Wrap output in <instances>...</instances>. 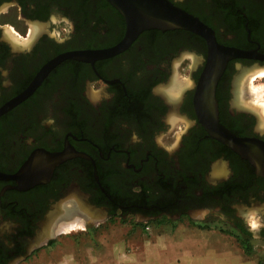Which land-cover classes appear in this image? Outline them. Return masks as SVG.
Listing matches in <instances>:
<instances>
[{
	"label": "flooded vegetation",
	"instance_id": "flooded-vegetation-1",
	"mask_svg": "<svg viewBox=\"0 0 264 264\" xmlns=\"http://www.w3.org/2000/svg\"><path fill=\"white\" fill-rule=\"evenodd\" d=\"M170 1L209 27L219 46L248 53L229 59L216 82L218 118L236 137L264 141L253 130L254 115L238 103L240 73L264 64V0ZM0 13L26 25L21 35L0 24V107L56 56L110 48L127 28L108 0H0ZM54 24L64 32L53 33ZM207 53L205 37L192 30L143 29L112 56L60 60L25 99L0 114V264L26 261L51 242L60 216L81 212L71 203L61 206L62 214L43 227L65 194L82 197L107 218L119 212L158 225L186 218L251 232L235 211L264 205V176L197 118L194 93ZM187 61L186 79L179 78ZM177 126L176 140L165 147ZM49 154L64 158L38 164ZM30 161L40 181L25 187L15 178ZM220 165L226 173L213 175ZM257 231L264 241V226Z\"/></svg>",
	"mask_w": 264,
	"mask_h": 264
},
{
	"label": "rangeland",
	"instance_id": "rangeland-1",
	"mask_svg": "<svg viewBox=\"0 0 264 264\" xmlns=\"http://www.w3.org/2000/svg\"><path fill=\"white\" fill-rule=\"evenodd\" d=\"M6 13H0V24L2 26H8L12 25L18 32L22 34L24 31V23L17 18V15H5ZM4 15V16H3ZM62 24L57 25H51V29H56V31L64 32L62 31ZM54 33V30H53ZM185 55H182L181 58H184ZM190 59L193 58V55L189 56ZM175 64V63H174ZM263 65L257 66L254 64L253 66L246 67L244 71L240 73V71L236 74V79L240 78L238 81V89L241 91V97L238 100V103L246 108L247 111L251 112L254 115L253 123V130L259 134L264 135V110L261 108L260 101L264 97V74L259 75L258 70L263 69ZM188 68V61L183 64V66L180 68V70L177 72V75L179 78L186 79V69ZM258 71V72H257ZM256 88V89H255ZM260 88V90H259ZM94 89V88H93ZM254 89V90H253ZM97 90V89H96ZM94 92V90H92ZM238 95V94H237ZM240 95V93H239ZM235 107L237 105L234 104ZM179 123H186L185 120L179 119L177 120ZM179 126L169 135L168 137H165L164 145L165 147H169V145L173 144L176 140V137L178 136V129ZM217 168H220L218 170ZM222 169V171H221ZM212 173L215 176L224 175L226 173V168L223 166L213 167ZM71 206L75 207L78 211H81L80 213L84 212V215L88 216L89 222H91L92 225L86 226L85 223L86 217L78 213H72L69 216H60L62 213H57V210L62 206ZM61 210V209H59ZM238 215H240L241 220L243 224L246 226V228L251 229V243H252V249L250 253H246V255L251 256L252 260L255 262H263L264 263V241H262L258 236V229L264 226V205H255V206H243L241 209L235 211ZM61 213V214H60ZM60 216V219L56 222L57 224L54 227V230L52 232V240L48 245H43L41 247H38L36 249V252L30 256L29 259L26 261L18 262L17 264H48L49 257L51 256L52 252H61L66 253L70 250H68V245L72 244V242L75 243V246H77L76 254L80 255H86L88 258L92 257L93 255H98L102 250L104 249L103 241H107L106 244L110 245L112 249L114 248L116 250V253H118V247H121L122 250V243L117 244L118 241H128L131 240V238H138V241L143 240L144 238H147L151 235L162 233L164 229H167L166 233H170L169 231L173 230L174 227L177 225H180L176 222V224H169V225H158V223H152L150 221H143V222H136V220L131 216H120V213L117 212L115 216H112L110 218H107V216L102 213L99 209L95 210L94 208L90 207L86 202L83 201L82 197L78 195H71V194H65L60 198V200L56 204V208L53 211L52 214H50L46 220L43 222V227H48L53 223V221ZM164 219L166 217H163ZM213 218H217L216 216H213ZM138 219L141 220V218L138 216ZM167 220V219H165ZM166 223L165 221H162ZM72 226L70 227V225ZM68 226H65V225ZM183 225L195 227L197 229L206 231H213L215 234H224L229 235L233 238L231 234H227L225 232H222L220 230H229L230 228L223 224H216L214 221H210L207 225H209V228L201 229L197 227V223L188 222L186 218H184V221H182ZM48 225V226H47ZM167 227V228H164ZM195 229V230H197ZM45 231V230H43ZM199 231V230H197ZM201 232V231H200ZM202 232V235L205 236L206 233ZM232 232V231H230ZM43 233V232H42ZM208 234V233H207ZM114 241L113 243H108L109 241ZM236 243V238L234 239ZM116 243V244H115ZM127 245V244H126ZM214 248L218 250L223 249H230L231 245L225 246L223 243L215 244L213 245ZM228 247V248H227ZM113 249V250H114ZM137 249L135 246L131 248L129 245L126 246V250L132 251ZM235 250V247H234ZM41 256L43 258H41ZM39 257V258H38ZM48 258V259H47ZM225 260V259H223ZM221 259H218V261H223ZM62 264H76L75 262H72V260L65 259L63 260ZM79 264H83V261L80 260ZM229 264H238L235 261L230 262Z\"/></svg>",
	"mask_w": 264,
	"mask_h": 264
},
{
	"label": "water",
	"instance_id": "water-1",
	"mask_svg": "<svg viewBox=\"0 0 264 264\" xmlns=\"http://www.w3.org/2000/svg\"><path fill=\"white\" fill-rule=\"evenodd\" d=\"M108 1L125 17L127 28L123 40L106 49L70 51L56 56L38 71L34 79L22 92L0 107V114L25 99L42 81L46 73L64 58L93 61L95 59L112 56L122 51L129 41L143 29L184 28L202 35L208 44L206 65L194 93V106L198 120L212 137L230 145L236 152L255 166L258 175L264 176V141L257 137H236L226 129L219 122L217 103L214 96L216 82L226 62L231 58L249 56L248 53L237 48L219 46L209 27L203 24L198 18L174 5L170 0ZM128 31H130V35L126 38ZM217 53L223 55L219 60L216 57ZM260 59H264V57H260ZM49 156L56 157L55 160L64 158L62 154H49ZM32 164L31 161L28 162L16 174L15 179L18 183H24L25 187L40 181L36 177L35 163ZM50 172L43 175V178L44 176L49 177Z\"/></svg>",
	"mask_w": 264,
	"mask_h": 264
},
{
	"label": "crops",
	"instance_id": "crops-1",
	"mask_svg": "<svg viewBox=\"0 0 264 264\" xmlns=\"http://www.w3.org/2000/svg\"><path fill=\"white\" fill-rule=\"evenodd\" d=\"M195 229L197 228L180 224L169 231L170 233H166L167 229H164L162 233L151 235L141 241H138V238L118 241L117 244H123L122 250L118 247V253L106 244L107 241H103L105 246L102 252L89 258L85 254H76L77 246L72 242L67 248L70 251L62 254L52 252L49 259L47 258L48 264H62L63 260L69 258L76 264H79L80 260L83 264H229L235 260L238 264H258L251 256L246 255L241 245L235 242V238L221 233L215 234L213 231ZM202 232L206 235L203 236ZM113 242L110 240L108 243ZM219 243L231 245L232 250H218L213 247ZM126 244L137 249L126 250ZM218 259L225 260L220 262Z\"/></svg>",
	"mask_w": 264,
	"mask_h": 264
},
{
	"label": "trees",
	"instance_id": "trees-1",
	"mask_svg": "<svg viewBox=\"0 0 264 264\" xmlns=\"http://www.w3.org/2000/svg\"><path fill=\"white\" fill-rule=\"evenodd\" d=\"M197 227L201 228V229H205V228H209V225H200L198 224ZM227 227H229L227 225ZM230 231L231 230V227ZM222 232H225L227 234H231L232 236H234L237 240V242L241 245L242 249L244 250L245 253H250L251 249H252V243H251V234L249 232L246 231V233H244V231L242 232H230L229 230H220ZM258 264H264L263 262H260Z\"/></svg>",
	"mask_w": 264,
	"mask_h": 264
},
{
	"label": "bare ground",
	"instance_id": "bare-ground-1",
	"mask_svg": "<svg viewBox=\"0 0 264 264\" xmlns=\"http://www.w3.org/2000/svg\"><path fill=\"white\" fill-rule=\"evenodd\" d=\"M129 35H130V31H128L126 38H127ZM216 57H218L217 60H219V59H221V58L223 57V55H222L221 53H217V54H216ZM256 65L259 66V64H256ZM258 71H259V72H258ZM258 71H257V72H258L259 75L264 74V67H263V69H260V70H258ZM255 89H256V88H255ZM253 90H254V89H253ZM259 90H260V88H259ZM240 96H241V94H240ZM238 100H239V99H238ZM259 103H260V105H261V108L264 110V97L261 99V101H260ZM55 159H56V157H53V156H49V155H48L47 158H44V159L42 160V162H40V163H38V164H42V165H44L45 167H49L51 164L54 163ZM41 170H43V171L45 172L44 174L42 173V175H46V173H47V168H42ZM70 224H71V223H70ZM65 226H68V225L66 224ZM71 226H72V224L70 225V227H71Z\"/></svg>",
	"mask_w": 264,
	"mask_h": 264
}]
</instances>
